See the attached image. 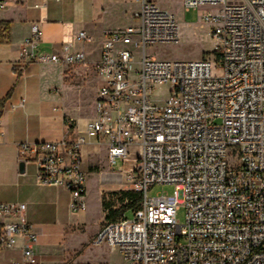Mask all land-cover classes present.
I'll list each match as a JSON object with an SVG mask.
<instances>
[{"label":"built area","instance_id":"1","mask_svg":"<svg viewBox=\"0 0 264 264\" xmlns=\"http://www.w3.org/2000/svg\"><path fill=\"white\" fill-rule=\"evenodd\" d=\"M135 1L133 22L105 33L86 131L21 142L19 161L36 164L39 184L67 188L72 211L80 212L87 208L83 147L106 144L109 164L123 162L132 190L142 194L133 218L107 224L94 239L118 248L123 264H264V0H182L185 11L205 8L215 40L214 58L198 60L150 53L179 42L181 25L155 0ZM8 5L0 0V9ZM43 36L41 24H32L23 61L87 63V52L77 49L93 42L86 31L68 32L60 51L42 50ZM164 88L169 92L157 104L152 97ZM25 104L22 98L17 106ZM158 185L175 191L151 196ZM27 210L25 203L0 202V250L21 242L22 256L12 264H44Z\"/></svg>","mask_w":264,"mask_h":264},{"label":"crops","instance_id":"2","mask_svg":"<svg viewBox=\"0 0 264 264\" xmlns=\"http://www.w3.org/2000/svg\"><path fill=\"white\" fill-rule=\"evenodd\" d=\"M8 1V7L0 9V21L10 23V39L0 44V202L25 203L28 206V219L39 238L38 256L44 264H56L59 261L42 248L41 225L54 215L71 218L72 196L63 186L39 184L36 164H25L22 170L18 144L25 141H57L65 137L74 139L86 131L88 121L95 113L86 117L74 115L68 110L66 96L69 82L80 70L96 69L106 31L130 25L140 5L135 0ZM162 8L176 16L172 10ZM34 23H40L44 31L42 50L60 51L68 32L86 31L93 38L92 43L99 48V58L89 59L90 52L84 44L78 45L77 49L87 52L85 65L23 61V43L30 36ZM22 98L26 99L25 106H17ZM2 101H5L3 108ZM91 141L83 147V168L87 174L100 170L101 158L108 159L107 145ZM125 186L123 184L115 189H126ZM109 191L101 190V207L103 194ZM87 192L88 179L85 196ZM21 245L18 242L13 249L0 250V264H12L13 260L20 259Z\"/></svg>","mask_w":264,"mask_h":264},{"label":"rangeland","instance_id":"3","mask_svg":"<svg viewBox=\"0 0 264 264\" xmlns=\"http://www.w3.org/2000/svg\"><path fill=\"white\" fill-rule=\"evenodd\" d=\"M162 7L172 10L181 25L182 35L177 43L161 44L152 49L155 57L168 60H198L201 58H214L215 40L211 35V27L203 20L205 8L185 11L181 0H155ZM89 59L99 58V48L94 43H87ZM80 70L74 73L73 81L69 82L66 96L68 110L77 116L90 117L95 113V103L98 89V75L96 69ZM72 70V69H71ZM167 88L157 90L153 99L160 104L164 100ZM132 159L138 156L137 147L133 148ZM126 184L122 190H132V183L126 179V166L119 162L111 166L108 159L101 158L100 170L88 174V192L85 196L87 208L84 211L74 212L71 218L63 215H54L41 225L43 231V250L48 251L54 259L62 261H77L81 263H119L123 264L124 258L116 247L106 243L95 244L94 239L106 226L105 212L101 207V190L115 189ZM114 191L105 192L107 202L117 201L112 196ZM174 185H158L151 192V196L159 193L172 195ZM117 206H120L117 204ZM186 210L181 207L178 211V220L185 221ZM126 217L133 218L134 213L128 212Z\"/></svg>","mask_w":264,"mask_h":264},{"label":"trees","instance_id":"4","mask_svg":"<svg viewBox=\"0 0 264 264\" xmlns=\"http://www.w3.org/2000/svg\"><path fill=\"white\" fill-rule=\"evenodd\" d=\"M10 39V23L0 21V44ZM5 101L1 102L3 108ZM112 196L117 197V201L107 202L105 195L102 197V206L105 212L106 225L117 222L126 217L128 212L135 213L141 208L142 194L135 190H120L113 192ZM119 204L120 206H117Z\"/></svg>","mask_w":264,"mask_h":264},{"label":"water","instance_id":"5","mask_svg":"<svg viewBox=\"0 0 264 264\" xmlns=\"http://www.w3.org/2000/svg\"><path fill=\"white\" fill-rule=\"evenodd\" d=\"M24 165H25V164H21V168H22V170L24 169Z\"/></svg>","mask_w":264,"mask_h":264}]
</instances>
